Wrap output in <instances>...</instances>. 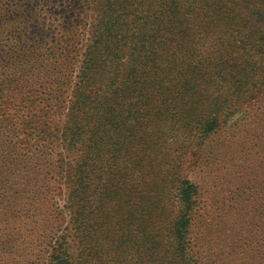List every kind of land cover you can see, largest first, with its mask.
<instances>
[{
	"label": "rangeland",
	"instance_id": "374dc122",
	"mask_svg": "<svg viewBox=\"0 0 264 264\" xmlns=\"http://www.w3.org/2000/svg\"><path fill=\"white\" fill-rule=\"evenodd\" d=\"M3 2L0 39H8L14 50L21 47L25 60L8 68L5 54L0 56V194L5 202L0 264H48V249L59 232L73 226L67 192L75 181L72 166L82 159L73 152L68 156L62 138L76 113L81 63L76 60L60 74L49 59L70 43L66 27L83 18L71 15L75 10L88 20L78 40L81 57L96 23L94 9L87 6L96 2ZM34 27L50 33V39L29 35ZM14 29L23 31V38L5 37ZM225 42L195 38L186 46L190 43L182 39L170 45L153 40L147 43L153 50L145 44L149 50L139 52L130 67L137 79L119 88H107V78L94 81L102 102L82 112L83 242L72 243L81 264H264V53L250 55L257 41L234 35ZM185 47L197 53L200 66L190 68L196 91L166 87L163 77L152 87L150 67L157 66L155 77L163 76L169 50L180 71ZM127 57L128 51L123 61ZM125 69L122 65L115 74L123 77ZM212 120L216 127L208 130ZM57 171L65 174L56 182ZM184 185H192L195 193L183 244L187 253L178 260L172 230Z\"/></svg>",
	"mask_w": 264,
	"mask_h": 264
},
{
	"label": "trees",
	"instance_id": "16d2710c",
	"mask_svg": "<svg viewBox=\"0 0 264 264\" xmlns=\"http://www.w3.org/2000/svg\"><path fill=\"white\" fill-rule=\"evenodd\" d=\"M11 1L13 0H4L2 5ZM93 1L96 2V5L94 7L88 5L87 8L89 7V10L94 9L93 16H95L96 23L93 27L91 41H88L84 46V52L81 57H79L80 54L77 51L81 49L78 47V40L88 20L85 15H82V11L75 10L71 11V15L82 16L83 21L72 24V28L66 27L67 41H70V43L53 51L51 58L48 56L44 58V60L50 58L49 60L53 61L51 64L55 72L60 74L62 69L69 71L75 65L76 60L81 63L78 69V76H75L79 79L74 92L76 113L67 121L62 133L64 147L70 153L68 156H71V152H73L74 155L82 158L81 162H77L72 166L75 169L71 177H74L75 181L71 182V184L69 183L70 187L67 192L68 203L72 209L73 226L71 228L74 234L72 235L71 228H68L66 232L62 230L59 232L56 242L51 249H48V251H52L48 264H81V258L77 259L72 243L74 240H78L81 246L83 242L84 233L81 218L83 219L84 216L82 200L85 192L83 186L85 175V143L83 137L85 120L83 119L85 116H82V112L83 110L86 111L92 104L102 102V99L96 98L99 95L94 92V81L99 77L107 78V88H119L137 79V72L130 70V67L135 66L136 63L134 62L138 59L139 52L149 50L146 45L153 50V44H147L153 40H157L160 45L164 42V44L170 45L178 39H182L186 44H189L195 38L203 41L216 38L220 43L224 40L227 43L235 35L237 40L247 39L259 42V47L250 54L251 56L255 57L258 53H264V0ZM155 5L157 10L152 12ZM145 9L146 13L138 16L139 11L143 12ZM149 25L154 27L146 31ZM41 28L34 27L28 31V34L35 35L41 41L46 42L51 35L44 32ZM253 29L254 31H252ZM7 36L14 41L20 40L23 38V31L14 29L5 35V37ZM196 41L199 42L200 40ZM186 46H192V43ZM12 50L13 53L15 51L13 55H11ZM209 50L212 53L210 48ZM126 51H128V57L126 61H123V54ZM180 53L182 54L184 65L180 71L176 70L169 50L164 54L167 72L163 76L155 77L157 66L150 67L147 77L152 87L160 83L159 81L163 77V82H167L166 87L179 88L190 93L196 91L193 72L190 68L195 71L200 66L199 61L195 58L197 53L194 52L192 47H185ZM4 54L6 56L3 59L4 64L8 68H15L21 60H25L22 48L19 47L14 50L13 43H10L8 39H0V56L2 57ZM122 65L126 66V74L123 77H118L115 74V70ZM110 79L111 81L108 83ZM54 82L57 81L55 80ZM49 99L54 101L52 97ZM55 99L58 100L59 97H55ZM57 100L55 102L59 104L60 99L59 101ZM216 124L217 121L212 120L208 121L206 126L208 130H213ZM59 162H61L62 166L65 165L64 160ZM66 164H69V162ZM63 171H66L64 167ZM63 171H57L56 176L53 174L52 178H55L56 182L58 177L62 179L64 177L63 174H65L62 173ZM60 185H63L62 181ZM184 186L181 188L180 216L174 223L172 230L177 240L178 260L182 259L187 253L184 251L185 247L183 244L189 234L190 211L193 207L192 198L195 193L192 185ZM2 199L4 200V196L0 194V231L3 230L2 224L4 223V214H2L4 210L2 208L5 207V202ZM5 238L6 235L4 233L3 239ZM177 264L179 263L177 262Z\"/></svg>",
	"mask_w": 264,
	"mask_h": 264
}]
</instances>
